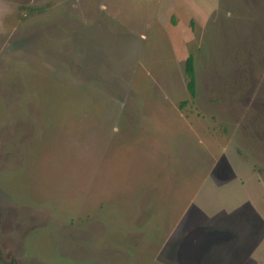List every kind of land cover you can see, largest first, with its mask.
<instances>
[{"label":"rangeland","instance_id":"374dc122","mask_svg":"<svg viewBox=\"0 0 264 264\" xmlns=\"http://www.w3.org/2000/svg\"><path fill=\"white\" fill-rule=\"evenodd\" d=\"M11 260L264 264V0H0Z\"/></svg>","mask_w":264,"mask_h":264},{"label":"trees","instance_id":"16d2710c","mask_svg":"<svg viewBox=\"0 0 264 264\" xmlns=\"http://www.w3.org/2000/svg\"><path fill=\"white\" fill-rule=\"evenodd\" d=\"M183 74H184L185 89L188 95L190 97H193L195 95V76H194L193 57L191 54H187L184 59ZM2 264H14V262H12L11 260Z\"/></svg>","mask_w":264,"mask_h":264},{"label":"crops","instance_id":"0c3cea01","mask_svg":"<svg viewBox=\"0 0 264 264\" xmlns=\"http://www.w3.org/2000/svg\"><path fill=\"white\" fill-rule=\"evenodd\" d=\"M201 229H202V228H200V230H201ZM202 230H203V229H202ZM204 240H206V239L204 238ZM226 241L229 242V238H227ZM210 243H211V242H210ZM210 245H212V244H210ZM212 246H213V245H212ZM230 246H233V245H230ZM230 246H229V247H230ZM213 247H214V246H213ZM213 247H212V249H213V251H214V250H215V247H214V248H213ZM224 247H225V248H224ZM229 247H228V248H229ZM222 248H223V251H221V253L216 249V250H217V254L222 255L223 253L227 252L226 250H227L228 248H227V246H225V244L222 245ZM222 256H223V255H222Z\"/></svg>","mask_w":264,"mask_h":264}]
</instances>
